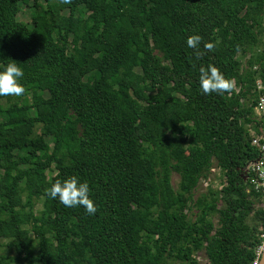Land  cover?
Returning a JSON list of instances; mask_svg holds the SVG:
<instances>
[{
    "label": "trees",
    "instance_id": "16d2710c",
    "mask_svg": "<svg viewBox=\"0 0 264 264\" xmlns=\"http://www.w3.org/2000/svg\"><path fill=\"white\" fill-rule=\"evenodd\" d=\"M10 60L25 91L0 96V264H253L264 0H0ZM209 64L230 92L199 91ZM214 168L222 187L197 197ZM71 176L95 214L47 196Z\"/></svg>",
    "mask_w": 264,
    "mask_h": 264
},
{
    "label": "clouds",
    "instance_id": "9594fccd",
    "mask_svg": "<svg viewBox=\"0 0 264 264\" xmlns=\"http://www.w3.org/2000/svg\"><path fill=\"white\" fill-rule=\"evenodd\" d=\"M200 40V36L192 35L187 37L186 44L189 48H196ZM204 47L211 49L213 45L208 43ZM199 73V91L204 95L213 92L223 94L230 92L233 88V81L226 79L212 64H209L207 68L201 67ZM23 76V69L13 60L0 67V96H21L25 91L24 86L20 83ZM215 169L217 168L213 170ZM242 175L244 174H241L244 180ZM89 191L87 181H81L78 177L71 176L63 181L57 180L52 183L46 190V194L50 199L58 200L65 207L82 206L86 214L93 215L96 212V206L89 198Z\"/></svg>",
    "mask_w": 264,
    "mask_h": 264
},
{
    "label": "built area",
    "instance_id": "2783aa9c",
    "mask_svg": "<svg viewBox=\"0 0 264 264\" xmlns=\"http://www.w3.org/2000/svg\"><path fill=\"white\" fill-rule=\"evenodd\" d=\"M258 89L263 88L258 85ZM257 117L256 129L253 130L252 145L259 149V157L252 161L247 169L243 171L247 175L249 185L248 192L254 191L260 195L261 205L264 207V95L255 107ZM246 172V173H245ZM262 243L256 250V258L253 264H260L264 251V233L261 235Z\"/></svg>",
    "mask_w": 264,
    "mask_h": 264
},
{
    "label": "rangeland",
    "instance_id": "374dc122",
    "mask_svg": "<svg viewBox=\"0 0 264 264\" xmlns=\"http://www.w3.org/2000/svg\"><path fill=\"white\" fill-rule=\"evenodd\" d=\"M18 19L25 22V23H30L31 21V14L30 11L24 6L23 10L21 13L18 15ZM2 104L6 105L8 102L6 100L1 101ZM180 177L178 174H173L172 176V184L175 188L178 187ZM222 182H223V177L220 173V170L215 169L213 170L212 175L210 176L209 180L203 179L199 185V188L197 189V197L200 196L203 192H206L208 190V187H214L215 189H220L222 187ZM42 205L41 202L37 203L36 206V211H40ZM4 242V241H1ZM6 243V242H4ZM1 255H6V256H13L14 253L11 251H6L5 249L0 250ZM200 264H206V258H204L202 255H200Z\"/></svg>",
    "mask_w": 264,
    "mask_h": 264
},
{
    "label": "water",
    "instance_id": "95a60500",
    "mask_svg": "<svg viewBox=\"0 0 264 264\" xmlns=\"http://www.w3.org/2000/svg\"><path fill=\"white\" fill-rule=\"evenodd\" d=\"M246 173V172H245ZM244 177V180L247 181V178L248 176L247 175H242ZM260 264H264V251H263V254H262V257H261V262Z\"/></svg>",
    "mask_w": 264,
    "mask_h": 264
}]
</instances>
